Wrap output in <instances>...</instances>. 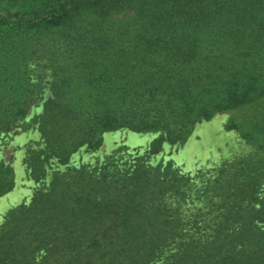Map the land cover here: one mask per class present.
<instances>
[{
	"label": "trees",
	"instance_id": "16d2710c",
	"mask_svg": "<svg viewBox=\"0 0 264 264\" xmlns=\"http://www.w3.org/2000/svg\"><path fill=\"white\" fill-rule=\"evenodd\" d=\"M39 100L0 264H264V0H0V139ZM239 110L225 129L253 151L192 173L149 162ZM117 129L159 135L67 165ZM13 186L0 159V197Z\"/></svg>",
	"mask_w": 264,
	"mask_h": 264
},
{
	"label": "rangeland",
	"instance_id": "374dc122",
	"mask_svg": "<svg viewBox=\"0 0 264 264\" xmlns=\"http://www.w3.org/2000/svg\"><path fill=\"white\" fill-rule=\"evenodd\" d=\"M96 93L90 89H82L83 95ZM49 92L44 90L41 96L46 97ZM41 112V100L30 106L25 121L31 123L26 130L13 129L0 139V159L9 164L14 173V186L11 191L0 197V221L2 216L12 207L26 203L31 195L34 183L30 179L23 163L26 149H37L41 144L40 133L37 130L36 118ZM245 111L218 113L207 121L195 124L190 135L179 144L161 143L157 153L149 156V162L154 164L170 159L182 172L192 173L197 169L216 166L223 160H230L239 154L253 151L250 144H246L225 125L230 120H238ZM159 135L158 132H132L126 129L103 134L102 143L95 151L79 149L70 156L67 165L77 163H94L106 155L142 154L150 142ZM49 172L54 168H62L54 162L49 163Z\"/></svg>",
	"mask_w": 264,
	"mask_h": 264
}]
</instances>
